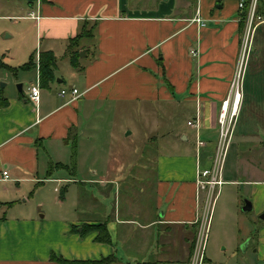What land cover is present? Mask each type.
Returning <instances> with one entry per match:
<instances>
[{"label": "crops", "instance_id": "obj_1", "mask_svg": "<svg viewBox=\"0 0 264 264\" xmlns=\"http://www.w3.org/2000/svg\"><path fill=\"white\" fill-rule=\"evenodd\" d=\"M140 1L28 0L27 15L11 16L28 23L26 34L32 37L26 44L24 63L35 55V66L22 70L21 76L25 79L35 71L36 83L31 80L26 93L24 83L20 93L1 88L9 103L0 106V264H48L52 252L66 259L98 260L113 255V264H190L204 212L197 169L211 165L215 150L208 154L206 164L201 155L208 142L219 138L218 117L236 74L251 5L247 9L240 8L242 0H197L191 8L189 0L186 4L179 0ZM261 1L257 5L261 20L256 22L253 62L258 66V83L264 85ZM188 6L189 11L180 10ZM198 10L203 26L194 21ZM31 11L38 18L29 17ZM84 28L88 34L73 48L79 51L75 67L69 41ZM196 49L198 53L193 55ZM46 51L53 52L57 62L54 80L42 87L39 60L40 53ZM60 59L64 61L62 68ZM10 72L17 76L20 71ZM246 79L247 74L242 87ZM36 84L40 87L38 101L31 99V88ZM74 88L77 96L72 93ZM63 89L67 90L64 96ZM146 102L160 104L165 110L180 108L188 118L185 126L170 128L169 132L178 136L173 145L170 143L173 148L156 152L150 165L138 166L145 174L136 178L130 174L133 168L128 174L126 165L118 160L124 150H114L111 143L115 118H106L116 115L125 103L142 108ZM192 119L195 126L188 125ZM189 128L194 132V147L197 137L206 143L200 155L188 152L185 146L190 143ZM130 135L132 131L124 137L130 140ZM99 141L106 158L91 162L90 179L77 180L78 154L93 153V147L99 149ZM65 153L72 156L70 162L64 160ZM58 163L62 165L54 166ZM4 170L8 179H3ZM58 170L66 175L56 178ZM228 180L223 185L239 182ZM49 181L78 183L81 202L86 205L79 206L77 218L61 213L50 219L48 214L13 216L17 196L27 202L29 189L42 190ZM245 182L254 186L252 193L258 198L251 202L253 209L264 211V199H259L264 195V178ZM88 184L95 187L97 196L85 188ZM55 190L61 191L59 198L65 201L68 188ZM43 205L38 203V213ZM100 224L107 227L110 243L99 242L97 231L84 236L79 233L82 225ZM250 236L256 259L264 264V224L254 225ZM205 261L216 264L207 251Z\"/></svg>", "mask_w": 264, "mask_h": 264}, {"label": "rangeland", "instance_id": "obj_2", "mask_svg": "<svg viewBox=\"0 0 264 264\" xmlns=\"http://www.w3.org/2000/svg\"><path fill=\"white\" fill-rule=\"evenodd\" d=\"M143 1L148 3L158 2V0H141L140 3ZM189 1L191 8H195L197 0ZM257 1L259 5L261 0ZM179 2L186 4L185 0H179ZM262 2L264 3V0ZM244 3H246V0H244ZM29 8L28 0H0V59L12 66H19L25 62L26 44L28 40L30 41L32 35L26 34L27 30H29L26 20L11 16L27 15ZM180 10L189 11V6L188 8L182 7ZM255 53L252 49L250 58L247 61L244 74L245 77L247 74L246 86L244 87L243 82L242 87L244 95L242 108L236 121L231 143L227 149L222 172L224 180H233L235 178L239 182H228L220 187L221 194L214 205L212 213L207 255L216 264H244L246 262L262 264L261 261L256 259L257 254L254 252L255 248L252 244L250 230L256 224H264L260 217L262 213L264 214V211L258 213L256 207L249 212L242 210L246 201L255 202L258 199L252 193L254 186L245 181L264 178V85L258 83L259 76L256 73L258 66L257 63L253 62L255 61L253 58L256 57ZM59 63L62 68L64 61L60 59ZM19 71V75L14 76L10 71L0 66V89L2 88L7 93H20L19 85L24 83L23 91L26 93L31 85V80L36 83L35 71H32L25 79L21 76L24 72L22 70ZM125 104L126 107L121 106L123 108L116 115L110 114L106 119L111 121L115 118L113 125L115 139L111 140V143L114 146V150L123 149L125 153H121L118 160L126 165L128 174L129 169L133 168L130 174L135 175L137 178L145 174L138 166L150 165L155 158L156 152H164L173 148V142L178 136L176 133L169 132V130L173 126L174 128L185 126L188 116H184L180 108H168V110H165V107L160 104L150 105L149 103L147 105L146 102V106L142 108L137 103L135 105ZM129 131L133 132V135H130V140L128 139L129 137H124ZM187 133L190 136V143L185 146L188 152L193 151L194 154H197L196 145L195 147L193 145L194 132L189 128ZM156 135H158L159 139H150ZM252 137H260L261 140L255 142ZM171 142L172 145H170ZM217 142V138L213 139L211 143L208 142V146L201 155L203 164L208 163V154L213 153ZM94 143H97V140ZM103 143L105 146L107 140H104ZM99 144V149L96 146V148L93 147L96 151L93 152L92 150L93 153L91 154L88 152L89 150L78 154L76 158L78 160V168L74 173L77 176V180L85 181L90 179L92 168L89 165L91 162L93 163L94 161L95 164L97 163L96 159L102 160V157L103 159L106 158V152L102 149V141H99ZM71 159L72 156L65 153L64 160L70 162ZM99 164L101 165V163ZM64 174L65 172L58 170L54 176L57 178L64 176ZM235 175L236 177H234ZM56 187H59V189L68 188L65 201L60 200L61 191H56ZM85 188L93 191L97 196L95 187H91L88 184ZM25 196L29 198L27 202L21 196L16 197L17 201L14 202L11 211L13 216L35 215L41 217L42 214H48L47 218L50 219L54 215L58 217L61 213L62 215L65 214L66 216L77 218L79 206L84 207L86 205V203L81 202L78 183L74 182L59 183L57 181H49L42 190L35 191L34 188H31ZM259 199H264V195L260 196ZM39 202L44 205L38 213L36 209ZM86 208H88V204ZM245 246H248V249H245ZM48 264L61 263L57 260H50ZM204 264H210V262L205 261Z\"/></svg>", "mask_w": 264, "mask_h": 264}, {"label": "built area", "instance_id": "obj_3", "mask_svg": "<svg viewBox=\"0 0 264 264\" xmlns=\"http://www.w3.org/2000/svg\"><path fill=\"white\" fill-rule=\"evenodd\" d=\"M257 0H252L250 11L248 13L247 22L244 31V38L241 46L239 63L236 74L231 86L230 93L221 105L218 124H219V138L215 151L211 157V165L205 168L199 167L197 169V185L198 193L204 192V212L199 219V227L196 238L193 244V251L190 264H204L206 259V251L208 245L209 232L211 228V219L214 204L219 196L220 187L223 185L222 172L224 168V160L226 157L228 146L231 143L237 118L240 114L242 103L244 99L242 91V81L245 74L247 61L253 49L254 34L256 31L257 19L261 20V16L256 13ZM245 3L240 2V8H244ZM29 17L38 18V16L31 11ZM194 21L201 26L205 25L204 20L200 16L199 10L194 18ZM198 50H192L193 55H197ZM72 93L77 96L78 89L74 88ZM67 94V90L63 89L61 95ZM40 96L39 84L31 88V99L38 101ZM188 125L195 126V120H189ZM206 143L200 137L196 139L197 154L204 150ZM3 179L9 178V173L4 170L2 173Z\"/></svg>", "mask_w": 264, "mask_h": 264}, {"label": "trees", "instance_id": "obj_4", "mask_svg": "<svg viewBox=\"0 0 264 264\" xmlns=\"http://www.w3.org/2000/svg\"><path fill=\"white\" fill-rule=\"evenodd\" d=\"M252 0H246L245 6L247 9H249L251 5ZM258 5V2H257ZM256 5V13L258 14V9ZM247 14L245 13L243 16V23L246 21ZM88 34L86 28H84L76 37H73L69 41V50H72L71 53V59L72 63L75 67L78 66V57H79V51L77 49H73L74 47H77L79 44V40L86 36ZM35 55H31L30 59L28 62L24 63L20 67H13L11 65H8L7 63L0 61V66L3 68H6L13 73H17L19 70H28L31 69L35 66ZM56 62L57 59L54 55L53 52L51 51H46V52H41L40 53V84L42 87L49 86V83L54 80V70L56 67ZM9 103L8 99L4 96L3 90L0 89V106L4 107L7 106ZM62 164H57L54 166H61ZM69 167V166H67ZM72 170H75V164L72 166ZM52 168V167H51ZM79 227H77L78 230ZM90 231H97L98 235L96 239L99 242H111V235L107 229V227L104 224L100 225H82V230L79 232L82 236L86 235ZM50 260H57L61 264H113L116 262V257L111 255L108 257H103L98 260H91V259H66L63 256H57L54 252L51 253ZM138 264H155L153 262H143V263H138Z\"/></svg>", "mask_w": 264, "mask_h": 264}, {"label": "water", "instance_id": "obj_5", "mask_svg": "<svg viewBox=\"0 0 264 264\" xmlns=\"http://www.w3.org/2000/svg\"><path fill=\"white\" fill-rule=\"evenodd\" d=\"M19 88H20V90H22V85L21 84L19 85ZM252 209H253V205H252L251 201H249V200L246 201V203H245V205L243 207V211H251ZM261 218L264 220V214L261 215Z\"/></svg>", "mask_w": 264, "mask_h": 264}]
</instances>
